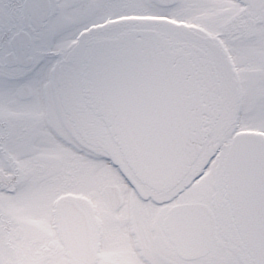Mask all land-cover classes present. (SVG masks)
Segmentation results:
<instances>
[{"label":"snow or ice","instance_id":"6c2138e0","mask_svg":"<svg viewBox=\"0 0 264 264\" xmlns=\"http://www.w3.org/2000/svg\"><path fill=\"white\" fill-rule=\"evenodd\" d=\"M0 264H264V0H0Z\"/></svg>","mask_w":264,"mask_h":264}]
</instances>
